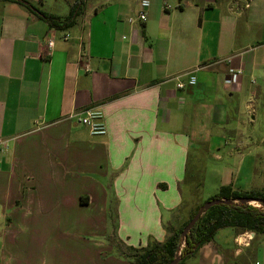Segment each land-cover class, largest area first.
I'll list each match as a JSON object with an SVG mask.
<instances>
[{
    "label": "crops",
    "instance_id": "0c3cea01",
    "mask_svg": "<svg viewBox=\"0 0 264 264\" xmlns=\"http://www.w3.org/2000/svg\"><path fill=\"white\" fill-rule=\"evenodd\" d=\"M30 1L66 16L75 0ZM142 1L84 0L64 30L0 1V264H133L117 244L167 238L190 148L264 88V0ZM92 107L104 135L78 119ZM79 225L96 240L71 239ZM220 230L196 264L235 262L255 238L233 229L225 248Z\"/></svg>",
    "mask_w": 264,
    "mask_h": 264
},
{
    "label": "rangeland",
    "instance_id": "374dc122",
    "mask_svg": "<svg viewBox=\"0 0 264 264\" xmlns=\"http://www.w3.org/2000/svg\"><path fill=\"white\" fill-rule=\"evenodd\" d=\"M55 6L57 11H61L63 7L68 9L66 2L63 3L62 0H57ZM260 86L263 85L260 84ZM252 89L254 92L248 98L245 94L227 101L230 109L229 121L220 125L219 137H214L211 141L194 142L193 147L190 148L187 180L184 182V194L182 193V201L187 202V205L184 203L173 212L172 221L175 224L180 225L186 220L192 210L202 206L211 196H214L221 185L232 184L237 189L264 192V88ZM257 90L258 92L255 93ZM250 204L261 206L259 202L254 201ZM232 230V227L221 229L220 235L216 237L218 244L231 248L226 239L220 241V238L223 235L228 236ZM69 232L72 235L71 239L80 237L85 244L87 241L96 240L89 237L84 232V227L80 225ZM14 235L19 238L18 234ZM251 238L253 236H250ZM113 239V236L109 235V240ZM238 242L240 245L247 243L240 240ZM61 255L65 257L62 252ZM229 257L228 264L233 262L231 259L233 255ZM197 258L196 252L186 262L196 264ZM258 260L264 264L263 234H255L250 245L244 247V251L236 257L233 264H256Z\"/></svg>",
    "mask_w": 264,
    "mask_h": 264
},
{
    "label": "trees",
    "instance_id": "16d2710c",
    "mask_svg": "<svg viewBox=\"0 0 264 264\" xmlns=\"http://www.w3.org/2000/svg\"><path fill=\"white\" fill-rule=\"evenodd\" d=\"M0 1L20 3L30 13L47 22L49 27L59 30L67 29L76 23L84 2V0H75L66 16H58L40 9L30 0ZM242 197L264 200V192L260 190L245 191L234 188L232 184L221 185L219 191L208 200L219 198L230 199L233 202L230 204L220 203L210 207L200 216L185 237L182 236L184 227L196 215L201 206L192 210L190 216L180 225L167 226L169 235L164 241H152L147 246L139 248L120 243L117 244L118 253L120 257L133 264H168L178 252H181L182 258L177 264H185L186 260L195 254L201 246L212 242L220 229L232 227L237 233L249 231L264 235V205L255 206L241 203L238 199Z\"/></svg>",
    "mask_w": 264,
    "mask_h": 264
},
{
    "label": "built area",
    "instance_id": "2783aa9c",
    "mask_svg": "<svg viewBox=\"0 0 264 264\" xmlns=\"http://www.w3.org/2000/svg\"><path fill=\"white\" fill-rule=\"evenodd\" d=\"M142 6H148L149 2L148 0H143L141 2ZM139 18L141 20H146V13L144 10H141L139 12ZM239 72H242L239 70ZM178 80V87L184 88L186 86V82L180 79V77L177 78ZM197 82V77L194 74L189 75L187 83L189 85H195ZM79 121L88 127L90 133L92 135H104L107 133V125L105 120V114L104 111L99 107H92L89 108L81 113H78ZM2 142L0 141V144ZM252 237V236H251ZM256 264H261L260 261H257Z\"/></svg>",
    "mask_w": 264,
    "mask_h": 264
},
{
    "label": "water",
    "instance_id": "95a60500",
    "mask_svg": "<svg viewBox=\"0 0 264 264\" xmlns=\"http://www.w3.org/2000/svg\"><path fill=\"white\" fill-rule=\"evenodd\" d=\"M238 201H240L241 203H248L250 204L252 201L254 202H259L261 205H264V200L261 198H247V197H242L240 199H238ZM231 202H233L232 200H226V199H211L208 200L207 202H205L200 210L196 213V215L188 222V224L184 227L183 231H182V236L185 237L189 230L195 225V223L198 221V219L200 218V216L206 212L210 207L216 205V204H220V203H228L230 204ZM182 258L181 252H178L176 257L168 264H177Z\"/></svg>",
    "mask_w": 264,
    "mask_h": 264
}]
</instances>
